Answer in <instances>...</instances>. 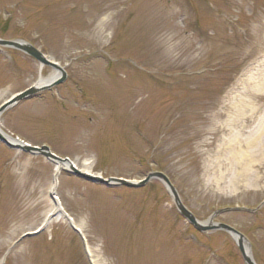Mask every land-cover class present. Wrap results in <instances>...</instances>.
Wrapping results in <instances>:
<instances>
[{"label":"rangeland","instance_id":"1","mask_svg":"<svg viewBox=\"0 0 264 264\" xmlns=\"http://www.w3.org/2000/svg\"><path fill=\"white\" fill-rule=\"evenodd\" d=\"M0 40L65 71L3 113V133L78 170L89 161L103 179L163 173L198 222L225 210L213 223L264 264V154L228 160L232 134L243 150L253 135L264 147V0H0ZM54 71L0 47V105ZM52 174L0 143V264H244L227 233L184 220L159 181L105 187L62 172L55 197L84 241L63 221L24 237L51 208Z\"/></svg>","mask_w":264,"mask_h":264},{"label":"water","instance_id":"2","mask_svg":"<svg viewBox=\"0 0 264 264\" xmlns=\"http://www.w3.org/2000/svg\"><path fill=\"white\" fill-rule=\"evenodd\" d=\"M0 47L16 50L20 53H23L26 56L34 59L37 63H39L40 67H48V68L55 70L57 73H59L58 76L54 80L42 86L36 87L34 85L22 92H19L11 96L7 101H5L4 103L0 105V117L8 109L16 106L17 104L23 101L30 100L38 96L40 93L44 91H48L52 89L53 87L58 86L64 82L65 80L64 69L61 68L53 60L47 59L39 50H37L31 44L25 41H12L11 42V41L0 40ZM0 143H2L7 149H10V150H20L32 156H41L52 164H59L63 166L64 167L63 172H66L69 175L73 177H77L85 182H89V183L96 184V185H102L105 187L123 186L129 189H140V188H143L150 181H153V180L159 181L165 187L168 194L171 196L179 215L184 220H186L196 231L200 233H207L211 231H223L227 233L235 242L244 264H255L251 258L247 240L242 234H240L239 232H237L236 230L232 229L231 227L227 225L220 224V223H213V218L216 215L224 213L225 211L215 212L212 216H210L207 222H204V223L198 222L194 218V216L182 205L179 199V196L177 192L175 191L174 187L172 186V184L170 183L169 179L161 172L149 173L142 180L138 182H131V181H126L123 179H115V178L102 179L101 177H98V176L87 175V174L82 173L80 170H78L74 166V164L69 159L67 158L62 159V158L57 157L56 155L51 153L49 148L46 146H41V147L30 146L17 139L10 138L5 133H3L1 130H0ZM49 199L53 203L55 208L57 209V213L59 215H62L70 223L69 224L70 228L75 233L80 234L78 229H76L75 226L72 225L71 219H69L68 216L63 212L56 197L54 196V192L49 194ZM43 230H44V225H42L34 233L25 234L24 237L38 235Z\"/></svg>","mask_w":264,"mask_h":264},{"label":"bare ground","instance_id":"3","mask_svg":"<svg viewBox=\"0 0 264 264\" xmlns=\"http://www.w3.org/2000/svg\"><path fill=\"white\" fill-rule=\"evenodd\" d=\"M58 76V73L56 71H54L48 78L43 79V78H39V80L36 82L35 86L39 87L42 86L52 80H54L56 77ZM1 130V129H0ZM261 136H250L249 138H247L246 140H244L245 142L244 147L247 148L246 149H241V144L239 143V135L238 134H232L230 135L229 141H228V146H229V150H230V157L228 160H230V163H232V165H236L239 166L240 164H246L247 162L250 163V160L253 158V156L257 153L258 155H263L264 154V147L263 144L261 142ZM257 144V146H256ZM255 148V150L253 151L252 149ZM259 148V150H258ZM260 148H262L260 150ZM260 151V152H259ZM259 152V153H258ZM74 166L75 163L73 162ZM53 165V174H52V179H51V183H50V188H49V194L52 192H55L57 185H58V178L60 176V174L62 173L64 167L59 165V164H52ZM76 167V166H75ZM92 167H91V163L89 161H84L82 163V168H81V172L87 175H92V171H91ZM98 176V175H97ZM55 196V193H54ZM51 203V208L49 210V212L47 213L43 224H44V228L49 227L50 225H52L55 222H59V221H63L66 222L68 225L70 224L62 215H59L57 213V209L55 208V206L53 205V203L50 201ZM73 223V221H72ZM74 225V223H73ZM76 229H78V231L80 232V229L77 227Z\"/></svg>","mask_w":264,"mask_h":264}]
</instances>
